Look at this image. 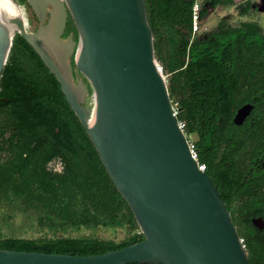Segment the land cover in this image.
Segmentation results:
<instances>
[{"label": "trees", "instance_id": "obj_1", "mask_svg": "<svg viewBox=\"0 0 264 264\" xmlns=\"http://www.w3.org/2000/svg\"><path fill=\"white\" fill-rule=\"evenodd\" d=\"M17 3L28 7L26 0ZM145 6L175 117L187 135L198 134V160L224 199L233 176L222 173V166L210 173L213 144L223 136L233 152L244 144L257 146L263 136L257 130L264 125V30L252 20L230 24L221 18L203 38L192 32V3L145 0ZM199 17L201 25L200 10ZM69 23L75 29L71 18ZM244 103L254 107L238 126L232 118ZM52 160L59 161V170L49 167ZM0 199L10 206L1 227L14 226L10 221L20 214V226L39 233L0 231V248L89 255L144 238L59 83L17 32L0 77ZM99 227L122 229L125 236L114 241L72 235Z\"/></svg>", "mask_w": 264, "mask_h": 264}, {"label": "water", "instance_id": "obj_2", "mask_svg": "<svg viewBox=\"0 0 264 264\" xmlns=\"http://www.w3.org/2000/svg\"><path fill=\"white\" fill-rule=\"evenodd\" d=\"M26 2L38 26L27 31L16 18V32L59 83L144 238L89 255L0 248V264H248L217 187L191 158L173 115L145 0ZM68 13L77 41L72 33L62 38ZM12 30L0 14V77ZM70 57L90 85L92 106L83 80L73 81ZM253 107L240 105L233 123L241 125Z\"/></svg>", "mask_w": 264, "mask_h": 264}, {"label": "flooded vegetation", "instance_id": "obj_3", "mask_svg": "<svg viewBox=\"0 0 264 264\" xmlns=\"http://www.w3.org/2000/svg\"><path fill=\"white\" fill-rule=\"evenodd\" d=\"M228 5L235 7L239 17L254 14L264 15V0H231L228 4L220 3L215 6L211 4L210 0H203L199 10L203 13L204 19L209 14L214 13L217 8ZM27 9L31 11L35 21L34 29L30 31L33 32L38 26V21L32 9L29 6ZM69 19L70 14L68 13L66 26L62 34L63 39L69 33H72L73 39L77 37L76 30L67 27ZM30 21L33 22V19L30 18ZM219 21L220 19L214 27L200 31L197 34L206 38L216 28ZM75 41H77V38ZM68 62L71 65L73 81L76 82L79 78L84 79L74 67L72 57L68 59ZM88 90L90 93L91 89L89 86ZM257 131L263 134L260 137V144L258 143L255 147H248V144H244L233 152H231L226 143L222 142L224 137H219L221 142L213 144L214 154L210 159L212 168L209 169L210 173H213L214 167L222 166L224 167L222 173H229L233 176L231 179L233 182L227 184L226 190L223 192V201L229 211L238 239H242L241 246L247 256L248 264H264V125L260 126ZM194 136L195 139L198 138L197 133ZM48 165L49 167L60 169L59 161L52 160Z\"/></svg>", "mask_w": 264, "mask_h": 264}, {"label": "rangeland", "instance_id": "obj_4", "mask_svg": "<svg viewBox=\"0 0 264 264\" xmlns=\"http://www.w3.org/2000/svg\"><path fill=\"white\" fill-rule=\"evenodd\" d=\"M21 8L24 11V15H25V19H26L25 29L27 31H31L34 29V26H35V21H34V18L32 16V13L29 9H27V7H25L23 5H20V9ZM30 18L33 19V22L30 21ZM221 18L226 19V21L230 24H238L240 21H244V20H254L264 30V15L263 14H254V15H247V16L239 17L236 10H235V7L233 5H228L225 7L217 8L214 11V13H211L207 17H205L201 23V31L210 29L211 27H214L216 22ZM67 27L68 28L70 27L69 22L67 24ZM76 34H77V32H76ZM77 39H78V35H77ZM74 40H76L75 37H74ZM82 80H83V83L85 84V86L87 88H88V86L90 87V85L86 79H82ZM93 102H94V98L90 92L89 94L86 95L85 105L86 106H92ZM192 137L195 138L194 135H192ZM7 206H9V205H7L6 202H4L2 199H0V217H1V215H5V213L9 212L8 208H10V206L9 207H7ZM21 221H22V216L20 214H17V216L13 219V221H10V223L14 224V226H11V228H7V226H2V227L0 226L1 233L5 236H7V235H18V236H24V237H37L39 235L38 232L26 230L24 227H22L23 225L20 226L22 224ZM0 225H2V224H0ZM76 234H85V235L89 234V235L98 236V237H102V238L112 239L114 241H120L124 238L125 231L122 229H119V228L118 229H111V228L99 227L95 230L81 229L78 232L72 233V235H76Z\"/></svg>", "mask_w": 264, "mask_h": 264}, {"label": "built area", "instance_id": "obj_5", "mask_svg": "<svg viewBox=\"0 0 264 264\" xmlns=\"http://www.w3.org/2000/svg\"><path fill=\"white\" fill-rule=\"evenodd\" d=\"M202 1L203 0H193L192 1V12H193V15H192L193 16L192 32H193V34L199 33L201 31L199 8H200ZM155 67H156V70L161 74V76L165 80V75L163 73L162 66L156 60H155ZM171 107H172L173 115L176 116V113H177L176 104H171ZM177 124H178L179 129L184 133V136H185V139L187 142L188 151H189L191 158L196 162L198 169L201 171H204L205 164L198 160V151H197V148L195 145L194 138L192 137V135H190V134L187 135L184 132V122L177 120ZM239 242L242 243L241 238H239Z\"/></svg>", "mask_w": 264, "mask_h": 264}, {"label": "clouds", "instance_id": "obj_6", "mask_svg": "<svg viewBox=\"0 0 264 264\" xmlns=\"http://www.w3.org/2000/svg\"><path fill=\"white\" fill-rule=\"evenodd\" d=\"M0 12L7 14L9 17H16L18 15L13 0H0Z\"/></svg>", "mask_w": 264, "mask_h": 264}, {"label": "bare ground", "instance_id": "obj_7", "mask_svg": "<svg viewBox=\"0 0 264 264\" xmlns=\"http://www.w3.org/2000/svg\"><path fill=\"white\" fill-rule=\"evenodd\" d=\"M13 2L16 6V10L18 12V15L16 17H10L12 24H13V30H12L11 36L15 35V32L17 31V28H18V24L15 21L16 18L21 19L23 21L24 26H26V19H25L24 11L22 10V8L20 9V5L16 2V0H13ZM0 14L5 16V17H9L7 14H5L3 12H0Z\"/></svg>", "mask_w": 264, "mask_h": 264}]
</instances>
